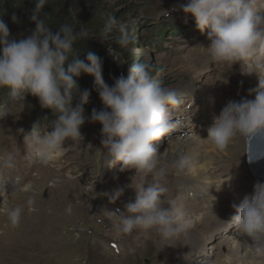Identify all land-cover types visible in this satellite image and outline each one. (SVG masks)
<instances>
[{"label":"rangeland","instance_id":"374dc122","mask_svg":"<svg viewBox=\"0 0 264 264\" xmlns=\"http://www.w3.org/2000/svg\"><path fill=\"white\" fill-rule=\"evenodd\" d=\"M92 1L98 7L84 14L88 20L87 34L105 46L106 51L109 46L116 48L112 38L116 33L104 42L99 38L107 16H115L118 21L129 18L136 21L133 43L127 48H120L129 59L123 57L121 61L125 63L117 61L121 75L126 78L132 64L150 59L154 78L161 80L162 86L182 93L181 103L171 106L173 129L165 137L153 142L159 156L158 168L167 169V175L161 181L167 189L162 196L165 202L162 207L167 208L170 200L185 197L182 187L189 186L185 181L187 176L192 182L193 197H185V207H202L201 211L189 216L193 223L202 219L206 203L218 201L217 190L231 191L230 204L223 207L224 211L219 216L224 219L231 204L239 203L244 195L251 194L256 182L245 163L246 144L243 137L238 135L220 152L207 140V129L213 116H217L236 93L248 99L254 98L249 95V90L258 83L255 84L254 78L245 75L243 70L247 63L251 67L262 64L264 50L258 51L248 61L233 65L229 62H211L201 47L209 43L208 30L203 33L197 30L193 18L190 15L186 17L179 8L186 0ZM262 7L257 8V11L264 16ZM9 30L10 39L30 35L25 26ZM120 57L118 54V59ZM261 71L264 70L260 69L259 76L264 77ZM78 89L73 93V106L80 102V93L85 90L81 87ZM89 93L88 102L84 105L86 117H90L94 108L99 111L104 107L99 97ZM0 110L7 112V116L0 119V156L12 151L10 154L15 160L14 167L10 169L14 177L21 178L19 187L0 201V264H145V259L149 260V264H183V255L186 256L185 261L200 264L201 257H205L202 253L192 250L187 254L186 246L180 248V252L179 247L170 245V240L178 238L180 234L165 239L155 230L145 232L138 229L130 234L118 230L120 220L111 211L119 209L123 212L125 205L134 200V189L142 182H152L153 175L136 174L134 169L119 171V164L106 165L104 159L107 158V150L100 143L99 123L86 119L80 129L82 138L67 139L65 154L49 164H43L29 157L23 134L36 123H39L42 134L50 131L57 113L42 108L38 99L31 95H26L25 100L13 101L7 88H0ZM21 129L23 132L19 131ZM177 138L186 140L188 145L189 140L192 142L198 138V144L192 150L209 163L208 172L211 176L208 181L212 190L198 187L203 185L200 182L201 175L192 173L197 165H193L195 169L189 173L176 175L172 167L173 160L166 158V154L169 145ZM2 170L6 168L2 167ZM235 174H238L236 178L229 180ZM24 184L31 185V189L22 191ZM118 189H122V194L115 202H111L110 196ZM197 189L198 192H195ZM29 199L33 201L31 205L28 204ZM16 207L21 208V218L18 226L13 227L8 212ZM211 229L200 226L181 235L198 230L201 235L191 242L197 245L208 240L204 264H213L215 261L229 264L226 260L229 251L222 241L225 236L233 235L235 229L225 231V236ZM243 238L248 248L257 250L251 238ZM233 258L236 260L232 264L248 261L242 256ZM262 258L254 257L257 260Z\"/></svg>","mask_w":264,"mask_h":264},{"label":"clouds","instance_id":"9594fccd","mask_svg":"<svg viewBox=\"0 0 264 264\" xmlns=\"http://www.w3.org/2000/svg\"><path fill=\"white\" fill-rule=\"evenodd\" d=\"M45 3L46 0H36L30 17L35 28L26 38L10 39L8 25L0 19V88L9 89L13 101L25 100L26 95H31L42 108L57 113L50 131L42 134L36 123L23 134L29 157L49 164L65 154L67 139L82 138L80 129L86 119L99 123L100 143L107 150L106 165L119 164V171L134 169L136 174L153 175L152 182H142L134 189V200L125 205L123 212L111 211L120 220L118 230L126 234L138 229L155 230L165 239L187 233L194 223L186 211L185 197L170 200L167 208L162 207L165 203L162 196L167 189L161 181L167 169L158 168L159 156L153 146L154 141L173 129L171 106L181 103V94L162 86L161 80L154 78L150 59L132 64L129 75L117 77L112 86L106 84L102 60L96 53L87 51L85 59H80L79 55L69 58L74 53V42L87 37V31H76L67 24L56 32L51 31L40 17ZM179 8L186 17L193 18L197 30L201 33L208 30L209 43L201 47L211 62L233 65L248 61L264 50V29L260 27L264 16L258 14L257 0H186ZM12 19L16 21L15 16ZM135 25L132 18L118 21L108 15L99 38L104 42L116 33L112 37L115 45L127 48L133 43ZM107 51L114 60L125 63L118 59L116 48L109 46ZM255 67L264 70V65ZM253 72L250 66L244 73ZM81 73L93 77L94 88L104 106L99 111L94 108L90 117L84 115V105L90 95L87 89L80 93V102L72 104L73 93L79 90L75 78ZM258 78L257 86L249 90L254 98L229 100L219 115L213 116L207 140L215 150L224 151L238 135L246 144L255 138L264 139V77ZM6 116V110H0V119ZM248 158L250 163L264 159V151ZM14 160L11 154L0 156V166L12 168ZM191 164L192 157L182 152L172 161L177 176L186 173ZM30 189L28 185L24 190ZM121 194L122 189L116 190L110 196L111 202ZM32 203L29 199L28 204ZM231 207L234 214L224 223L251 238L256 247H264V181H257L251 194L244 195L239 203L233 202ZM20 218V207L9 210L8 219L13 227L18 226Z\"/></svg>","mask_w":264,"mask_h":264},{"label":"bare ground","instance_id":"6f19581e","mask_svg":"<svg viewBox=\"0 0 264 264\" xmlns=\"http://www.w3.org/2000/svg\"><path fill=\"white\" fill-rule=\"evenodd\" d=\"M259 1L260 0H257V3H259V5H257V8L262 7V6H263L262 8H264V0H261V2H259ZM260 26H261L262 29H264V23H261ZM248 64L249 63H247V67L244 68L243 72H247V71L250 70V65H248ZM261 65H264V62ZM251 70L254 71L252 74H245V73L244 74L247 75L248 77L254 78L255 84H257L258 83V79H259L257 76L260 75V69H258V68L253 66V67H251ZM261 72L264 73V71H261ZM181 96H182V93H181ZM198 141H199L198 138H194L192 142L190 140L188 141V143L190 144V145H188L186 140H182V139H178V138L175 139L174 143L170 144L169 147H168L169 151L166 154V158L173 160L176 157L178 152H182V153H185L187 155H190L192 157V164H191L190 169L187 170L188 173L190 171H192V169L194 167L193 165H197L196 170H194L195 169L194 168L193 169L194 171H192V173L195 174V175H201L200 176V182H202L203 185H200L198 187L203 188V190H208V189L212 190L213 188L211 187V185L209 184V181H208L209 176H211V174L208 172L209 163H206L205 161H203L201 159V154H197L194 149L192 150V147L196 146L198 144ZM237 175L238 174H235L233 176L231 175V179H235ZM185 181H187L189 183V186L182 187L184 192H185V197L191 198V197H193L192 196V194H193L192 182H191V180L189 178H187V176H185ZM218 183H220V181H218ZM7 184L10 186L9 188H13L14 190L16 188H18V185L15 182H9L7 180L5 183L4 182L2 183L1 175H0V198L3 197L4 193L7 191V189L5 187ZM26 186H28V184L23 186L22 191H25L24 189H25ZM217 191L219 193L218 201L217 202H215V201L213 202V200H212V201H209L208 203H206V205H207V206L205 205L206 206V211L201 214V216H202L201 218L202 219L196 221L194 223V227L192 229H196V228L198 229L200 226L201 227H206V228H209V229L212 228L211 230H216L217 233L218 232H222V236H225L224 235L225 231H232V228L228 230L229 227H228V225H226L224 223L223 220H227L226 218H229L232 214H234V210L232 209V207L231 208L229 207V209L227 210L228 212L226 211L227 214H226L224 219H220L219 216H220V213L222 211H224L223 207H225L226 205L230 204V200L229 199L232 198V197H230L231 196V191H228V190H217ZM195 192H198V189ZM189 193H190V195H189ZM201 210H202L201 206L186 207V211L188 213V216H191L192 214H194V213H196L198 211H201ZM233 229H235V228L233 227ZM204 231H206V230H204ZM235 231H236L235 233H232L233 235H230L228 237L225 236V239L223 238V241H222V244L224 243L223 244L224 247L226 249H228V251H229V254H227L229 257L226 259L227 262L228 263L230 262V264H232L236 260L233 257L242 256L243 259H247L248 260L244 264H262V262H264V258H262L260 260L259 259L257 260V259H254V257H258V256L259 257H264V247H260V248L256 247L257 250L256 249H252L251 246H250L251 248H248L245 245L246 243L243 241L244 240L243 236L242 235L240 236V234L237 232L236 229H235ZM198 232L199 231L197 230L196 233L183 234V235L180 234V236L178 238L170 240V245H172V246L175 245V248L179 247L178 248L179 251H180V248H184L186 246L185 247L186 248L185 249L186 250L185 253H187V254L190 253L192 250H195L197 253H202V256L205 255V257H201L199 263L200 264H204L205 260L207 258L206 257L207 254L206 253H208L207 250H206V245L208 243V240H203L201 243H199V244L197 243V245L193 244L194 242H191V241H194L196 238H198L201 235V234H198ZM229 234H231V232H229ZM232 241H233V243H232ZM246 241H248V240L246 239ZM166 248H168V247H165V249ZM169 249H171V248H169ZM253 250H256L257 252H255ZM166 252H167V250H166ZM180 252H182V251H180ZM194 252H192V253H194ZM175 254H176V252H175ZM178 255L179 254H177V257H179ZM197 255H200V254H197ZM221 256H224V254H221ZM181 258L183 260V262H182L183 264H194L195 263L194 261L192 263L191 262L189 263V261H185L186 260V256L185 255L181 256ZM251 260H252V262H251ZM213 264H221V263L219 261H215Z\"/></svg>","mask_w":264,"mask_h":264},{"label":"trees","instance_id":"16d2710c","mask_svg":"<svg viewBox=\"0 0 264 264\" xmlns=\"http://www.w3.org/2000/svg\"><path fill=\"white\" fill-rule=\"evenodd\" d=\"M36 0H0V19L12 27H26L31 35L35 28V23L31 21L30 17L34 11ZM98 6L92 0H46L40 17L45 21L47 27L51 31L56 32L61 25L67 24L76 31H87V17L84 16L87 10L96 9ZM16 17L14 22L12 17ZM88 33V31H87ZM74 53L70 54V59L75 55H79L80 59H85L87 51L96 53L102 60V75L106 84L112 86L117 77L121 76L118 63L105 50V46L97 43L92 36L78 38L73 45ZM116 51L121 56L119 59L129 60L125 55L126 52L120 47ZM70 62V61H69ZM152 70V69H151ZM78 87L88 89L95 97H99L94 88L93 77L81 73L79 77L75 78Z\"/></svg>","mask_w":264,"mask_h":264},{"label":"water","instance_id":"95a60500","mask_svg":"<svg viewBox=\"0 0 264 264\" xmlns=\"http://www.w3.org/2000/svg\"><path fill=\"white\" fill-rule=\"evenodd\" d=\"M244 97L246 96L242 95L241 93H237L236 98H234V101H239L241 98ZM261 151H264V139L255 138L251 141L250 144L245 145L246 162L252 177L256 181H264V159H260L258 161L250 163L248 155L251 157H255ZM144 263L148 264V260L145 259Z\"/></svg>","mask_w":264,"mask_h":264}]
</instances>
